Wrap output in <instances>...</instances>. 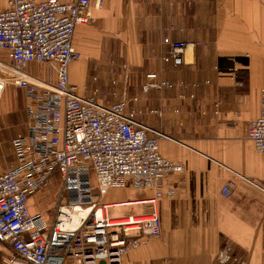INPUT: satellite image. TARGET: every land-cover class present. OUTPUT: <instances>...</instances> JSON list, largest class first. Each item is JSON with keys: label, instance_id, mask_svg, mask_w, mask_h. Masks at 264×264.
<instances>
[{"label": "crops", "instance_id": "crops-1", "mask_svg": "<svg viewBox=\"0 0 264 264\" xmlns=\"http://www.w3.org/2000/svg\"><path fill=\"white\" fill-rule=\"evenodd\" d=\"M5 4L0 0V10ZM91 16L92 23L75 29L73 46L80 56L69 64L70 82L79 93L89 94L84 87L93 76L102 83L116 78V86H141L147 73L156 72L175 84L161 94L141 93L140 87L132 93L140 106L150 96L149 107L163 110L161 118L147 115L143 121L172 138L159 141V152L184 170L166 179L174 195L156 203L160 236L128 252L124 264H219L216 253L225 242L245 264H264V192L259 188L264 189V154L245 135L247 123L259 113L264 87V0H104ZM164 36L188 43L180 66L160 61ZM90 38L97 39L98 50L87 48ZM116 60L121 63L112 66ZM27 70L46 79L50 75L42 65ZM194 83L197 88L190 87ZM179 92H193L195 98L179 99ZM216 100L221 106L213 114ZM0 103L12 110L10 121L18 120L21 109L25 122L22 89L7 85ZM14 161L12 153L9 164ZM6 166L0 163V170ZM225 184L231 186L228 196L221 193ZM48 185L29 197L31 212H53L55 201L47 203L44 196ZM126 189L134 195L116 201L151 194ZM119 208L131 214L152 211L141 203ZM0 253V264H25L20 257L9 262L12 251L1 239Z\"/></svg>", "mask_w": 264, "mask_h": 264}, {"label": "built area", "instance_id": "built-area-1", "mask_svg": "<svg viewBox=\"0 0 264 264\" xmlns=\"http://www.w3.org/2000/svg\"><path fill=\"white\" fill-rule=\"evenodd\" d=\"M103 2L6 0L0 10V50L5 53L0 58V97L11 85L22 89L25 98V131L10 140L15 161L0 170V239L12 251L9 262L20 257L25 264H124L128 252L161 234L156 203L174 195L166 179L184 167L159 152V141L172 138L140 117L161 118L163 110L130 108L127 86H116V78L109 80L108 90L85 86L87 95L69 79V64L80 56L73 46L75 29L92 23L91 9ZM162 44V64H183L188 43L164 36ZM31 64L47 67L53 78L28 71ZM174 87L150 72L140 92L161 94ZM178 97L195 95L179 92ZM220 106L214 101L212 113ZM245 135L264 154V87L259 90V113L247 123ZM55 174L59 182L53 212H31L29 197ZM124 188L151 194L136 201L102 200L108 190ZM230 189L225 184L221 193L228 196ZM131 203L150 205L152 211L114 215ZM120 218L129 222H112ZM216 258L219 264H245L229 242L219 247Z\"/></svg>", "mask_w": 264, "mask_h": 264}, {"label": "rangeland", "instance_id": "rangeland-1", "mask_svg": "<svg viewBox=\"0 0 264 264\" xmlns=\"http://www.w3.org/2000/svg\"><path fill=\"white\" fill-rule=\"evenodd\" d=\"M87 48L90 50H98L100 47L97 44V39L96 38H90L88 40V43H86ZM116 48V44L114 45L113 49ZM118 48V45H117ZM77 50V49H76ZM78 51V50H77ZM4 54L3 52L0 50V58H5L3 57ZM115 59V58H114ZM109 61V60H108ZM110 63V62H108ZM121 62L119 60H116V62H114V64H111L112 66H118ZM36 66L37 64H31ZM109 66V65H108ZM41 75H45L47 74V72L44 69H38ZM96 73V71L92 72V74ZM50 73H48L49 75ZM51 75L48 76V78H50ZM111 84L109 83V80H107L106 82L102 83L101 80H97L96 82H93L91 77H90V86H86V88L88 90H91L94 87H99V88H103L105 90H108L110 88ZM140 86H127L126 87V97H127V101H128V106L130 108L139 106L143 109H149V105L152 99V97H148L145 101V105L140 106L137 102L133 103L132 102V93L134 92L135 88L138 90ZM162 96H160L159 98H161ZM107 102H104V104H106ZM146 106V107H145ZM17 115L15 116L18 120H21L20 122L17 121H10L9 117L12 110L11 111H6L0 103V163L2 164H9L10 161V157L12 156V149H11V145H10V140L16 136L19 133L23 132V126H24V118H23V114L21 112V109H19L17 111ZM147 115L149 114H143L140 118H145ZM152 116V115H151ZM58 182H59V177L57 174L54 175V177L51 179L46 192H44V196H45V200L47 201V203L51 202V201H55V197H56V189L58 188ZM134 195V193L132 192L131 189H115L112 191H107L106 194L103 196L102 200H121V199H127V198H131ZM141 209H145L143 207H141ZM128 209L124 208H119L117 210L114 211V215H122L127 214V215H131V211L130 213L127 212ZM129 213V214H128ZM1 256V253H0Z\"/></svg>", "mask_w": 264, "mask_h": 264}, {"label": "bare ground", "instance_id": "bare-ground-1", "mask_svg": "<svg viewBox=\"0 0 264 264\" xmlns=\"http://www.w3.org/2000/svg\"><path fill=\"white\" fill-rule=\"evenodd\" d=\"M112 222H113V223H114V222H117L118 224H126V223H128L129 221H128L127 218H120V219H114Z\"/></svg>", "mask_w": 264, "mask_h": 264}]
</instances>
